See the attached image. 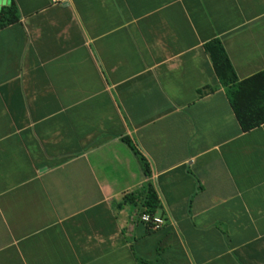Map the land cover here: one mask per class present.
<instances>
[{
	"label": "crops",
	"instance_id": "crops-1",
	"mask_svg": "<svg viewBox=\"0 0 264 264\" xmlns=\"http://www.w3.org/2000/svg\"><path fill=\"white\" fill-rule=\"evenodd\" d=\"M11 4L0 264H264V123L227 91L264 72V0H0V24Z\"/></svg>",
	"mask_w": 264,
	"mask_h": 264
},
{
	"label": "trees",
	"instance_id": "trees-1",
	"mask_svg": "<svg viewBox=\"0 0 264 264\" xmlns=\"http://www.w3.org/2000/svg\"><path fill=\"white\" fill-rule=\"evenodd\" d=\"M14 12L15 9L13 4H11L6 12L3 13L2 17H5L6 19L1 22L0 27H4L14 20ZM9 15H11V17ZM206 48L221 84L224 86H229L230 83L233 84L236 80L220 45L215 42L207 45ZM254 81H263V84L260 87L249 86V84ZM227 91L231 106L243 131H249L264 123V72L253 79L228 87ZM132 151L138 156L136 151ZM140 161L144 173L148 175L146 164L141 158ZM142 194L143 197L136 194L135 196H132L131 199L134 200V203L137 201L141 203L146 209L145 212L152 214L154 210L158 208L157 197L150 185H147Z\"/></svg>",
	"mask_w": 264,
	"mask_h": 264
},
{
	"label": "built area",
	"instance_id": "built-area-1",
	"mask_svg": "<svg viewBox=\"0 0 264 264\" xmlns=\"http://www.w3.org/2000/svg\"><path fill=\"white\" fill-rule=\"evenodd\" d=\"M139 220L151 231H158L164 226L163 219L151 216L146 212L140 214Z\"/></svg>",
	"mask_w": 264,
	"mask_h": 264
}]
</instances>
